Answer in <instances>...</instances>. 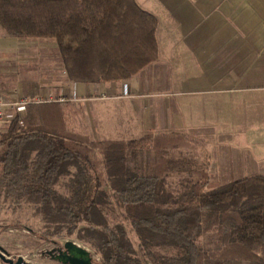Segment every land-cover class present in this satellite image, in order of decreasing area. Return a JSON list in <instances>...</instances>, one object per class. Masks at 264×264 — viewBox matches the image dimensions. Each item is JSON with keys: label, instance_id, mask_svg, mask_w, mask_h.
<instances>
[{"label": "trees", "instance_id": "obj_1", "mask_svg": "<svg viewBox=\"0 0 264 264\" xmlns=\"http://www.w3.org/2000/svg\"><path fill=\"white\" fill-rule=\"evenodd\" d=\"M0 27L13 38L54 40L67 78L76 84L125 82L159 60V20L136 0H0ZM84 114L81 100L29 105L24 122H14L0 135V196L26 199L49 222L71 231L83 222L98 226L108 264L142 262L130 256L125 231L117 232L108 223L114 214L103 202L111 197L103 190L107 183L138 233L162 237L181 249L176 258L155 256V264H202L196 242L202 215L241 206L232 218L231 253L264 264L253 249H264V176L222 186L205 166L201 179L172 208L170 195L160 200L158 186L168 167L184 159L170 157L152 166L135 159L173 143L195 149L209 144L176 132L129 142L94 139L80 121ZM33 148L37 155L30 163L27 155ZM95 154L102 156L101 162L93 159ZM69 167L76 169L73 175L67 173ZM62 176H70L68 196L55 190ZM244 199L261 203L244 208Z\"/></svg>", "mask_w": 264, "mask_h": 264}, {"label": "crops", "instance_id": "obj_2", "mask_svg": "<svg viewBox=\"0 0 264 264\" xmlns=\"http://www.w3.org/2000/svg\"><path fill=\"white\" fill-rule=\"evenodd\" d=\"M136 1L159 20V60L125 82L74 83L95 138L186 134L210 145L212 172L223 167L231 178L264 176V0ZM43 41L34 40L37 52ZM18 45L0 27V63L18 61ZM33 72L28 61L10 76L31 96L43 81ZM62 78L69 81L65 72ZM5 80L0 73V87ZM95 86L119 96L91 98ZM125 88L129 96H122Z\"/></svg>", "mask_w": 264, "mask_h": 264}, {"label": "rangeland", "instance_id": "obj_3", "mask_svg": "<svg viewBox=\"0 0 264 264\" xmlns=\"http://www.w3.org/2000/svg\"><path fill=\"white\" fill-rule=\"evenodd\" d=\"M20 40H24L25 45H20L22 43ZM43 42L47 44L42 47L40 52H37L38 47L34 40L19 39V60L0 63V73L6 77L5 87H0V89H11L21 86L26 92L23 83L11 79L10 76L19 75L21 66L27 65L28 61H30L33 67V76L38 79L43 78V81L40 82L37 90H35V94L33 96L27 94L30 99L34 100L40 97L43 91L54 90L56 95H60L64 90L74 88L73 82L65 81L62 78L65 71L57 43L51 39ZM27 51H35L37 53L29 58V56L26 57ZM54 70L56 71L55 76L57 81L51 82L49 79L52 77V71ZM91 98L98 99L95 93L92 94ZM76 100H80V98L78 97ZM85 109L86 107L84 105V111H86ZM80 121L87 126L89 134L94 139H98L95 138L97 131L89 123L86 113ZM166 134L169 133L152 134L139 132L126 142L140 140L147 135L162 136ZM36 155L37 149L33 148L28 151V161L33 163ZM170 157L184 159L183 163L168 167L167 173L162 176L160 185L158 186V189L163 192V198L160 200L168 198L170 195L171 199H169L172 200L170 206L172 208H175V204L173 203L179 202L194 184L201 179V171L205 166L209 165L211 179L214 182L220 183L222 186L229 185L232 180L245 177L239 176V178H231L227 175V170H225L226 174L224 173L223 167L221 171L213 170L212 172L211 164L213 153L210 145L205 149H195L183 142L173 143L160 149L158 153L141 152L138 159H135V162L146 163L152 166L159 160ZM93 159L96 162H101L102 156L95 154ZM151 169L155 171L153 167ZM75 170L74 167H69L67 173L73 175ZM69 187L70 176H62L57 182L55 190L61 196H68L70 192ZM103 190L111 195L109 200L104 199L103 202H105L104 204H106L107 209L114 214L113 217H109L108 223L117 232L120 228L125 231V239L130 246V256L139 259L142 264H155L154 260L157 255L173 258L180 256L181 249L179 246L171 243L169 240L153 234L138 233L132 222L126 219L125 213L117 207L113 200L114 193L108 183L103 187ZM259 200L244 199L242 203L247 202V206L244 205L243 207L246 208L254 204H259L261 203ZM240 207L228 206L202 215L200 230L196 241L200 249L202 264H261L245 261L243 258L231 253L233 251L232 249H235L230 231L233 221L232 218L237 214ZM99 230L98 226L85 222L80 223L73 231L67 226L59 227L46 219L38 205L30 203L26 199L14 200L7 198L5 193H2L0 196V247L6 251V258L17 261L18 258L22 257L26 262L31 264H56L49 258H44L42 253L51 250L54 247V243L63 246L65 243L71 241L91 253L93 264H108L106 262L105 241L101 233H99ZM253 249L255 253L264 259V249L262 247L255 246ZM0 264H4L1 258Z\"/></svg>", "mask_w": 264, "mask_h": 264}, {"label": "built area", "instance_id": "obj_4", "mask_svg": "<svg viewBox=\"0 0 264 264\" xmlns=\"http://www.w3.org/2000/svg\"><path fill=\"white\" fill-rule=\"evenodd\" d=\"M20 41L22 42L20 45H25L24 40ZM94 93L95 96L101 100L117 97L112 93L103 92L100 86H95ZM122 96H129L126 88ZM77 98L78 94L76 87L74 89L64 90L60 95H56L54 90L43 91L40 97L34 100L30 99L21 86L11 89H0V135L7 134L10 125L14 122L22 124L27 116L28 106L33 103H49L53 101L65 102L76 100Z\"/></svg>", "mask_w": 264, "mask_h": 264}, {"label": "water", "instance_id": "obj_5", "mask_svg": "<svg viewBox=\"0 0 264 264\" xmlns=\"http://www.w3.org/2000/svg\"><path fill=\"white\" fill-rule=\"evenodd\" d=\"M65 248L67 250L66 258L59 257V260L64 264H93V258L91 253L85 248L77 245L74 242H67L65 244ZM50 254L52 252H49ZM6 251L0 247V258L9 264H31L26 262L24 258L20 257L16 262L11 259L6 258Z\"/></svg>", "mask_w": 264, "mask_h": 264}, {"label": "flooded vegetation", "instance_id": "obj_6", "mask_svg": "<svg viewBox=\"0 0 264 264\" xmlns=\"http://www.w3.org/2000/svg\"><path fill=\"white\" fill-rule=\"evenodd\" d=\"M66 244V243H65ZM65 244L63 246L54 243V247L51 248V250L43 252L42 256L44 258H49L51 261L55 262L56 264H64L59 260V257L61 256L62 258H66L65 255L67 256V250L65 248ZM49 252H52L51 254ZM9 259V258H8ZM2 260V259H1ZM13 260V259H11ZM16 262L15 260H13ZM4 264H9L3 260Z\"/></svg>", "mask_w": 264, "mask_h": 264}]
</instances>
